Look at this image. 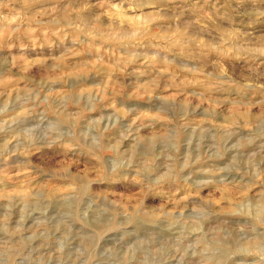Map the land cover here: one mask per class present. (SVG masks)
Listing matches in <instances>:
<instances>
[{"label":"rangeland","instance_id":"1","mask_svg":"<svg viewBox=\"0 0 264 264\" xmlns=\"http://www.w3.org/2000/svg\"><path fill=\"white\" fill-rule=\"evenodd\" d=\"M0 264H264V0H0Z\"/></svg>","mask_w":264,"mask_h":264}]
</instances>
